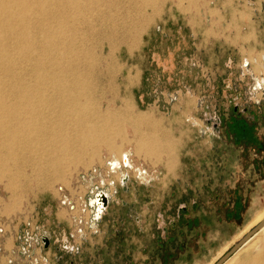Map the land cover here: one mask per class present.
Segmentation results:
<instances>
[{
    "label": "rangeland",
    "instance_id": "374dc122",
    "mask_svg": "<svg viewBox=\"0 0 264 264\" xmlns=\"http://www.w3.org/2000/svg\"><path fill=\"white\" fill-rule=\"evenodd\" d=\"M163 2L136 48L122 35L81 41L115 60L112 73L103 62L96 67L93 121L102 125L107 106L123 112L125 99L146 125L126 121L113 135L116 120L106 119L104 141L65 163L56 182L45 176L50 167L4 168L0 264H217L258 226L264 180L255 163L264 137L245 147L228 126L245 116L264 136V0ZM121 155L132 167H120ZM7 171L16 179L10 188ZM101 193L109 205L98 219ZM182 211L193 225L174 231ZM250 248L230 263L245 262Z\"/></svg>",
    "mask_w": 264,
    "mask_h": 264
},
{
    "label": "bare ground",
    "instance_id": "6f19581e",
    "mask_svg": "<svg viewBox=\"0 0 264 264\" xmlns=\"http://www.w3.org/2000/svg\"><path fill=\"white\" fill-rule=\"evenodd\" d=\"M162 2L165 0H0V173L11 165L34 167L36 173L44 166L50 167L45 175L48 181L56 182L65 163H79L77 154L104 141V132L110 128L106 119L116 120L113 135L121 133L126 121L137 127L146 125L147 118L134 114L125 99H120L126 107L123 112L113 113L107 106L100 118L102 125L93 121L99 119L90 109L96 67L103 62L112 73L115 60L93 55L81 41L96 34L122 35L136 48ZM35 29L41 32V39L33 35ZM261 67L264 70V63ZM152 127L156 132V126ZM141 142L146 144L142 137ZM166 143L167 150L174 148L171 141ZM119 162L121 168L132 167L127 157ZM4 178L9 180V188L15 183L10 171ZM96 208L100 216L104 207L97 204ZM263 220L264 210L253 225ZM260 234L264 229L244 246H253L248 259L235 264H264V236L256 241Z\"/></svg>",
    "mask_w": 264,
    "mask_h": 264
},
{
    "label": "flooded vegetation",
    "instance_id": "af4514ba",
    "mask_svg": "<svg viewBox=\"0 0 264 264\" xmlns=\"http://www.w3.org/2000/svg\"><path fill=\"white\" fill-rule=\"evenodd\" d=\"M260 86V84H259ZM261 87V86H260ZM237 110V106L235 108ZM247 111L245 110L244 113H246ZM245 116H241L235 118L233 121L230 122L229 124V130L233 132V135L235 136V143H239L241 141H243V145L245 147H249L251 145L252 141H257V143H259V145H262V140L258 137V135L256 134V131H254L256 129V125L253 123H250L249 120H247L246 118H244ZM218 127V126H216ZM261 142V143H260ZM245 143V144H244ZM262 149V147L260 148ZM264 152V150L262 151ZM186 209V208H185ZM186 211H182V214L180 216V218H178V220L176 222H173L171 224V228L176 231L177 227L180 226H185V225H190L192 226L193 223L189 222V219L186 218L185 216ZM166 236L162 240V243L164 244H168L172 237L168 234L170 233L167 229L165 230Z\"/></svg>",
    "mask_w": 264,
    "mask_h": 264
},
{
    "label": "water",
    "instance_id": "95a60500",
    "mask_svg": "<svg viewBox=\"0 0 264 264\" xmlns=\"http://www.w3.org/2000/svg\"><path fill=\"white\" fill-rule=\"evenodd\" d=\"M96 205H102L103 211L100 216L97 215L98 219H101L104 212L107 210L109 205V198L106 194L101 193L97 196L95 200ZM264 229V220L252 231L250 232L239 244H237L228 254H226L217 264H226L229 260L232 259L234 255H236L251 239H253L258 233H260ZM43 242L45 247L48 248L50 245V240L46 237L43 238Z\"/></svg>",
    "mask_w": 264,
    "mask_h": 264
},
{
    "label": "crops",
    "instance_id": "0c3cea01",
    "mask_svg": "<svg viewBox=\"0 0 264 264\" xmlns=\"http://www.w3.org/2000/svg\"><path fill=\"white\" fill-rule=\"evenodd\" d=\"M262 134H259L258 135V137L260 138V139H262V137H264V136H261ZM263 161H260V162H256L255 164V170H256V176L258 177L257 179H262V180H264V153H263ZM259 174H260V176H259Z\"/></svg>",
    "mask_w": 264,
    "mask_h": 264
},
{
    "label": "built area",
    "instance_id": "2783aa9c",
    "mask_svg": "<svg viewBox=\"0 0 264 264\" xmlns=\"http://www.w3.org/2000/svg\"><path fill=\"white\" fill-rule=\"evenodd\" d=\"M147 176H148V173L145 171L141 174V177L144 179H146ZM84 208H86V207H84ZM77 231L79 232V233L77 232L79 235H82L84 233V230H82V229H78ZM0 232H2V230H0ZM38 263L39 262H36V264H38Z\"/></svg>",
    "mask_w": 264,
    "mask_h": 264
},
{
    "label": "trees",
    "instance_id": "16d2710c",
    "mask_svg": "<svg viewBox=\"0 0 264 264\" xmlns=\"http://www.w3.org/2000/svg\"><path fill=\"white\" fill-rule=\"evenodd\" d=\"M169 259H170V257L166 256V258H165L166 261L165 262L167 263L168 261H170Z\"/></svg>",
    "mask_w": 264,
    "mask_h": 264
}]
</instances>
